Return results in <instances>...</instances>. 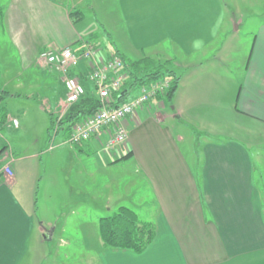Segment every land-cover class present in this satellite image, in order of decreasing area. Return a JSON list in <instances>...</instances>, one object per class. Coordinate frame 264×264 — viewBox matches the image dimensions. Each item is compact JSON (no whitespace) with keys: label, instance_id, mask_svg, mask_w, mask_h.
<instances>
[{"label":"crops","instance_id":"crops-1","mask_svg":"<svg viewBox=\"0 0 264 264\" xmlns=\"http://www.w3.org/2000/svg\"><path fill=\"white\" fill-rule=\"evenodd\" d=\"M86 1L9 0L7 30L23 61L37 63L39 53L50 45L76 51L84 47L92 30L88 34L82 30H100V25L87 23L79 29L70 13ZM116 3L118 22L148 29L159 45L170 40L181 48L187 57L181 66L164 49L149 55L172 59L174 68H181L179 87L172 99L160 96L126 119L124 152L109 151L96 137L71 144L64 128L54 132L52 145L51 120L37 145L24 136L25 119L4 111L18 117L20 126L5 130L16 158L12 176L1 172L7 153L0 144V264H32L33 251L57 230L63 247L95 246L76 238L84 222L93 223L97 217L100 223L115 212L108 196L115 185H100L98 174L83 164L85 156L98 155L99 149L103 160L96 162L102 161L109 170L132 162L131 173L154 195L150 218L140 221L152 223L156 230L155 239L142 252L107 247L101 238L95 246L99 264H264V186L253 184L258 165L242 144L243 137L251 144L264 143V6L229 7L223 0ZM245 37L251 46L248 70L238 81L227 64L242 61ZM100 47L106 55L117 51L113 45ZM72 72L84 79L87 89L95 90L85 64ZM65 93L58 101V113ZM167 102H172V112L166 111ZM191 130L207 135L201 183L192 162L194 150L189 152L188 145L186 152L182 146L190 141ZM74 156L79 164L68 166L67 158ZM44 195L49 198L43 199ZM48 223L55 226L47 233ZM91 228L84 231L97 238Z\"/></svg>","mask_w":264,"mask_h":264},{"label":"rangeland","instance_id":"rangeland-1","mask_svg":"<svg viewBox=\"0 0 264 264\" xmlns=\"http://www.w3.org/2000/svg\"><path fill=\"white\" fill-rule=\"evenodd\" d=\"M8 1L9 0H0V89H6L12 92L13 95H4L0 98V111H7L17 115L20 119H25L26 125L23 127L25 130L24 136H26L27 140H33L39 145L41 139L47 134L49 120H51L52 117L56 120L58 115L64 111L62 110L58 113V101L62 99L63 91L66 90L65 84L62 81L60 74L51 67L41 65L38 62L31 64L23 61L18 49L13 45L7 30L5 7ZM95 1L99 3L95 4ZM224 1H226V4L229 7H236L237 5H240L241 8L255 7L256 5L260 7L264 6V0H223V2ZM117 7L116 0H87L78 7V11H81L83 14L82 20L76 23L79 29L87 23H93L92 25L94 28H96L97 24L100 25V30H82V32L86 34L92 30L86 36V39H90L91 43L94 45L100 46L101 43L104 45H113L114 48H116V50L127 60L139 59L144 55L149 56L153 54L154 49L157 50L160 48V50L164 49V52H167L172 59L175 61L177 60L178 66L179 64L181 66V63L186 61L185 58L187 57L185 54L179 51L181 48L177 45H173L170 40H165L159 45L157 44L159 39L156 41L157 37H155V35H150L148 29L138 28L137 26L128 28L124 21L118 22L119 19H121V15L119 14ZM103 22L105 24L104 26ZM245 30L246 29H243L244 32ZM102 33L106 34V39L104 40L101 38ZM151 47L152 49H150ZM230 48L234 49L235 46ZM250 49L251 46L249 45V39H246L245 37L242 61L233 63L229 62L227 64L229 72L231 73L232 71L234 75H238V81L240 80L241 73L246 74L248 70L247 66L249 60L247 54L250 52ZM160 56L164 57V55ZM233 59L235 58L233 57ZM173 66L175 67V63ZM176 71L180 74L183 73L179 67ZM58 77H60L61 82L58 80ZM140 90V87L132 88L124 100H130L138 96ZM1 94L2 93L0 92V95ZM167 103L168 106H166V111L172 112V102ZM63 106V109L65 107L67 108L66 103ZM13 128L16 129V127ZM61 132H65V130H62ZM4 135V138H1L0 136V144L2 145L5 142V139L12 144L13 142L7 135V132H4ZM246 135L248 136L245 130V136ZM189 136L190 141L182 146L186 152L189 148L188 145H190L189 152L192 153L194 150L192 162L197 179L201 183V166L204 160L202 155L203 143L207 140V135L191 130ZM210 136L219 140L223 139L218 136L214 137V135ZM243 139L244 141H241L242 144L248 149L252 161L258 165V167L253 170V184L262 187L264 186V143L255 141V143L251 144L250 142H247L245 137H243ZM100 153H102V149H99L98 155H92L91 157L85 156L83 164L85 167L92 169L94 174H98V183H100V185H107L108 188L110 185H115V188L113 187V189H110L108 192V196L111 199L110 207L112 210L116 211L119 204H122L123 206L131 207L137 213H141L139 216V218L141 217L140 220L143 218L148 220V218H150V210L154 207V195L144 182L135 178V173H131L132 167L130 165L132 162L111 167L109 170V166H103L102 161L97 160L96 162V158L103 160L102 154ZM104 157L105 163H108V158L106 156ZM72 163L79 164V159L76 160L75 156L68 157V166ZM38 186V198H40L42 195L43 182ZM42 198L46 199L49 198V196L47 197L44 195ZM58 199L61 198L58 197ZM93 218V223L92 220L84 222V226L81 229V235L76 239L79 242L84 240L86 245L93 243V245L97 246L102 240L100 237V227L97 217ZM54 226L55 224H46L47 233L50 232L51 228ZM87 226H92L91 229L94 230V233H97V238H95V234L92 236L89 234L87 235V232L84 231ZM59 235L60 231L57 230L53 235L48 236L47 239H43L44 242L42 246H37L38 249L33 251L30 262H32V264H99L96 258L95 246H90L89 248L88 246L84 247L83 245L78 244L66 248L60 245L61 241ZM82 236H84V238H82Z\"/></svg>","mask_w":264,"mask_h":264},{"label":"built area","instance_id":"built-area-1","mask_svg":"<svg viewBox=\"0 0 264 264\" xmlns=\"http://www.w3.org/2000/svg\"><path fill=\"white\" fill-rule=\"evenodd\" d=\"M37 62L60 73L65 84L64 104L66 103L67 107L79 101L86 93L85 85L72 72L81 64L86 65L87 77L94 85L101 106L94 114L73 124L68 141L76 145L96 137L104 142L106 149L114 152H124L125 150L129 134L125 123L126 119L135 115L144 104L160 96L165 97L172 84L170 78H165L149 85H143L140 87L138 96L115 104L113 92L122 89L125 79L120 72L123 61L117 53L110 52L106 55L99 47L87 42L79 51L71 46H50L39 53ZM63 113L64 111L57 117L58 121L63 117ZM19 126L20 121L17 117L8 115L5 119L0 118L1 138L5 137L4 132L7 128ZM4 143L7 154L1 172L12 176L14 174L12 163L16 158L10 142L5 139Z\"/></svg>","mask_w":264,"mask_h":264},{"label":"trees","instance_id":"trees-1","mask_svg":"<svg viewBox=\"0 0 264 264\" xmlns=\"http://www.w3.org/2000/svg\"><path fill=\"white\" fill-rule=\"evenodd\" d=\"M70 16L75 24L83 18L82 12L78 10L71 11ZM86 42L92 44L90 39H87ZM95 46L99 47L102 51V47L99 45ZM115 53H117L123 61V66L120 68V72L125 77L122 89L113 92L115 104L124 101V98L129 94V91L132 88L149 85L165 78H170L172 80V84L165 95V97L172 99L179 87L181 79L173 66L174 61L172 59L166 60L159 57L143 56L139 59L127 60L118 51H115ZM80 80L82 83H85L82 77H80ZM0 92L2 93L0 98L4 95H13L12 92L6 89H0ZM100 106L101 103L97 93L92 88H88L79 101L63 109L64 113L60 121L57 120L58 118L56 120L53 117L51 118V141H53V136H55L54 132L59 128H64L70 133L75 122L94 114ZM0 113L1 119L7 117L4 111H0ZM2 145L6 146L5 143ZM2 150H4V148ZM126 156L128 155L121 157L119 160ZM99 227L101 238L105 246L124 248L135 252L144 251L153 242L156 235V230L152 223L141 222L139 214L134 209L123 205L113 214L102 217L100 219Z\"/></svg>","mask_w":264,"mask_h":264}]
</instances>
